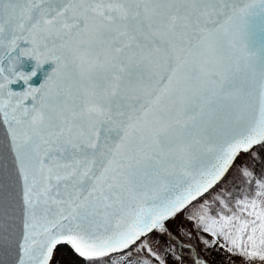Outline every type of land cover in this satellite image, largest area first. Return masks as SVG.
Masks as SVG:
<instances>
[{
  "label": "snow or ice",
  "instance_id": "obj_1",
  "mask_svg": "<svg viewBox=\"0 0 264 264\" xmlns=\"http://www.w3.org/2000/svg\"><path fill=\"white\" fill-rule=\"evenodd\" d=\"M0 264H264V0H0Z\"/></svg>",
  "mask_w": 264,
  "mask_h": 264
},
{
  "label": "water",
  "instance_id": "obj_2",
  "mask_svg": "<svg viewBox=\"0 0 264 264\" xmlns=\"http://www.w3.org/2000/svg\"><path fill=\"white\" fill-rule=\"evenodd\" d=\"M35 66V61L30 57H21L20 68L26 72H31ZM54 65L51 62L45 63L40 69L36 71V74L29 80V84L38 87L42 83L46 75L51 71ZM13 90L22 91L26 85L23 81H18L11 85Z\"/></svg>",
  "mask_w": 264,
  "mask_h": 264
}]
</instances>
